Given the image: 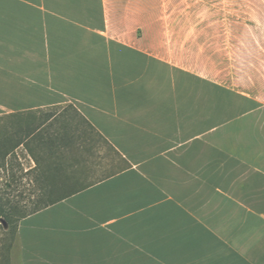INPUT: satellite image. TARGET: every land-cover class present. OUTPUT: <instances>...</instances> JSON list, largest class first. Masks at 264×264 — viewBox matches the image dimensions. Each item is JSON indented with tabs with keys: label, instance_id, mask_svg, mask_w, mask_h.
<instances>
[{
	"label": "crops",
	"instance_id": "0c3cea01",
	"mask_svg": "<svg viewBox=\"0 0 264 264\" xmlns=\"http://www.w3.org/2000/svg\"><path fill=\"white\" fill-rule=\"evenodd\" d=\"M156 1L0 0L2 156L44 193L6 264H264V0H199L227 25L211 77Z\"/></svg>",
	"mask_w": 264,
	"mask_h": 264
},
{
	"label": "rangeland",
	"instance_id": "374dc122",
	"mask_svg": "<svg viewBox=\"0 0 264 264\" xmlns=\"http://www.w3.org/2000/svg\"><path fill=\"white\" fill-rule=\"evenodd\" d=\"M221 5H227V1H221ZM211 6L210 1L157 0L155 39L160 42H172L173 57L186 56L188 66L200 70L205 76H226L228 49L223 44L226 39V20L212 13ZM197 28L200 31L204 28L205 32L197 33ZM143 34V29H139V35ZM213 40L219 41L220 45L213 47ZM243 51L238 49L236 53L242 55ZM19 131L18 123H15L13 129H5L4 123L0 122V207L12 214L7 226L1 223L3 218H0V264L7 263L8 249L20 219L33 213L37 206L43 204L44 193L29 191L27 183L30 177H22L25 171L21 169L19 157L4 161L2 156L4 135L14 133L18 136ZM17 152H20L19 148Z\"/></svg>",
	"mask_w": 264,
	"mask_h": 264
},
{
	"label": "trees",
	"instance_id": "16d2710c",
	"mask_svg": "<svg viewBox=\"0 0 264 264\" xmlns=\"http://www.w3.org/2000/svg\"><path fill=\"white\" fill-rule=\"evenodd\" d=\"M38 209H36L35 211H37ZM34 211V212H35ZM11 212L6 210L3 207H0V218H3L6 222H8L11 219Z\"/></svg>",
	"mask_w": 264,
	"mask_h": 264
},
{
	"label": "water",
	"instance_id": "95a60500",
	"mask_svg": "<svg viewBox=\"0 0 264 264\" xmlns=\"http://www.w3.org/2000/svg\"><path fill=\"white\" fill-rule=\"evenodd\" d=\"M1 223H2L4 226H7V222H6L4 219H1Z\"/></svg>",
	"mask_w": 264,
	"mask_h": 264
}]
</instances>
